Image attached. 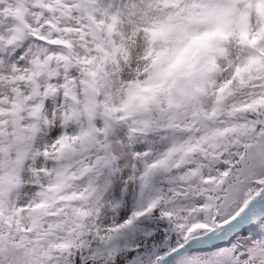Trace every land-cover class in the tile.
I'll return each instance as SVG.
<instances>
[{
  "label": "snow or ice",
  "instance_id": "6c2138e0",
  "mask_svg": "<svg viewBox=\"0 0 264 264\" xmlns=\"http://www.w3.org/2000/svg\"><path fill=\"white\" fill-rule=\"evenodd\" d=\"M0 264H264V0H0Z\"/></svg>",
  "mask_w": 264,
  "mask_h": 264
}]
</instances>
